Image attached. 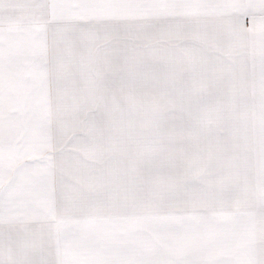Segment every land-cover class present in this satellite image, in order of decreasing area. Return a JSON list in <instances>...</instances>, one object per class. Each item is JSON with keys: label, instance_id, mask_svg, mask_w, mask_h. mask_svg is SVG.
<instances>
[{"label": "snow or ice", "instance_id": "snow-or-ice-1", "mask_svg": "<svg viewBox=\"0 0 264 264\" xmlns=\"http://www.w3.org/2000/svg\"><path fill=\"white\" fill-rule=\"evenodd\" d=\"M0 264H264V0H0Z\"/></svg>", "mask_w": 264, "mask_h": 264}]
</instances>
